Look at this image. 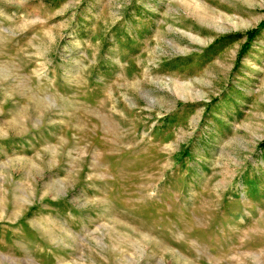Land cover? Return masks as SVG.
I'll use <instances>...</instances> for the list:
<instances>
[{
	"label": "rangeland",
	"instance_id": "rangeland-1",
	"mask_svg": "<svg viewBox=\"0 0 264 264\" xmlns=\"http://www.w3.org/2000/svg\"><path fill=\"white\" fill-rule=\"evenodd\" d=\"M264 0H0V264H264Z\"/></svg>",
	"mask_w": 264,
	"mask_h": 264
},
{
	"label": "trees",
	"instance_id": "trees-1",
	"mask_svg": "<svg viewBox=\"0 0 264 264\" xmlns=\"http://www.w3.org/2000/svg\"><path fill=\"white\" fill-rule=\"evenodd\" d=\"M263 146H264V143H263Z\"/></svg>",
	"mask_w": 264,
	"mask_h": 264
}]
</instances>
